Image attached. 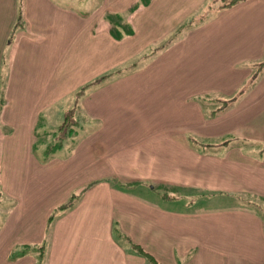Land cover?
Segmentation results:
<instances>
[{
    "label": "crops",
    "instance_id": "1",
    "mask_svg": "<svg viewBox=\"0 0 264 264\" xmlns=\"http://www.w3.org/2000/svg\"><path fill=\"white\" fill-rule=\"evenodd\" d=\"M215 3L0 0V264H264V0Z\"/></svg>",
    "mask_w": 264,
    "mask_h": 264
},
{
    "label": "trees",
    "instance_id": "2",
    "mask_svg": "<svg viewBox=\"0 0 264 264\" xmlns=\"http://www.w3.org/2000/svg\"><path fill=\"white\" fill-rule=\"evenodd\" d=\"M245 0H217L218 7L219 8H225V7H229L231 5H234L238 2H242ZM66 206H62L59 210L64 209ZM137 250L148 260V262L150 264H157L156 261L153 259V257L147 253H145L142 249L137 248Z\"/></svg>",
    "mask_w": 264,
    "mask_h": 264
},
{
    "label": "rangeland",
    "instance_id": "3",
    "mask_svg": "<svg viewBox=\"0 0 264 264\" xmlns=\"http://www.w3.org/2000/svg\"><path fill=\"white\" fill-rule=\"evenodd\" d=\"M218 4L219 3H215V5H217L218 6ZM139 67V66H138ZM71 90H69V92H70ZM73 93L74 92H71V96L73 95ZM67 102V103H69V101H70V96L68 95V97H63L62 99H61V101H60V104L62 105V103L63 102ZM59 106V105H58ZM60 107V106H59ZM160 190V189H159ZM160 194H161V197H162V199L164 198V195L165 194H162V192H159ZM244 198H246V200H249V201H254V202H256V203H258L259 204V206L261 207V208H258L259 209V211L258 212H260L261 213V216H262V218L264 219V200L263 199H260V198H257V197H254V196H245ZM165 199V198H164Z\"/></svg>",
    "mask_w": 264,
    "mask_h": 264
}]
</instances>
